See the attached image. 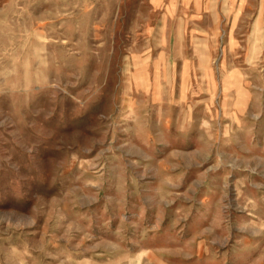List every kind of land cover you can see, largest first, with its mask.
Wrapping results in <instances>:
<instances>
[{
    "label": "rangeland",
    "instance_id": "rangeland-1",
    "mask_svg": "<svg viewBox=\"0 0 264 264\" xmlns=\"http://www.w3.org/2000/svg\"><path fill=\"white\" fill-rule=\"evenodd\" d=\"M0 264H264V0H0Z\"/></svg>",
    "mask_w": 264,
    "mask_h": 264
}]
</instances>
